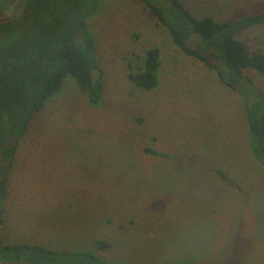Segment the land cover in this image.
Wrapping results in <instances>:
<instances>
[{
	"label": "rangeland",
	"instance_id": "rangeland-1",
	"mask_svg": "<svg viewBox=\"0 0 264 264\" xmlns=\"http://www.w3.org/2000/svg\"><path fill=\"white\" fill-rule=\"evenodd\" d=\"M3 17L26 0H0ZM224 21L264 0H182ZM103 82L92 104L72 76L19 141L7 179L2 237L9 243L90 251L115 264H264V172L249 142L245 97L177 46L141 0H101L89 19ZM264 51V24L238 34ZM161 49L159 83L135 85L149 48ZM227 174L223 178L219 172ZM110 245L99 249L96 240Z\"/></svg>",
	"mask_w": 264,
	"mask_h": 264
},
{
	"label": "trees",
	"instance_id": "trees-1",
	"mask_svg": "<svg viewBox=\"0 0 264 264\" xmlns=\"http://www.w3.org/2000/svg\"><path fill=\"white\" fill-rule=\"evenodd\" d=\"M169 32L183 52L216 71L220 80L241 92L246 72L264 75V51L250 50L238 34L264 24V10L236 19L220 21L211 15L196 16L182 0H141ZM101 0H26V13L3 17L0 1V158L13 165L20 139L33 117L47 100L72 76L92 104L103 96L98 69L96 38L89 19ZM161 49L149 48L144 66L130 72L140 88L153 89L159 83ZM245 97L250 149L264 172V93ZM227 179V174L218 171ZM7 179L0 175V264H115L90 251L57 249L40 244L9 243L3 237V202ZM99 249L109 243L96 240ZM193 264V263H187Z\"/></svg>",
	"mask_w": 264,
	"mask_h": 264
}]
</instances>
